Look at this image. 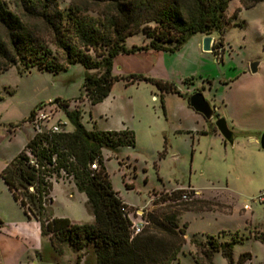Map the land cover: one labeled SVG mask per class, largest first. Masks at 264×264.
I'll return each instance as SVG.
<instances>
[{
	"label": "rangeland",
	"instance_id": "374dc122",
	"mask_svg": "<svg viewBox=\"0 0 264 264\" xmlns=\"http://www.w3.org/2000/svg\"><path fill=\"white\" fill-rule=\"evenodd\" d=\"M59 2L65 8L69 0ZM225 15L227 22L220 34L212 33L215 42L222 38V45L212 51H204V35L194 33L173 52L146 49L115 55L112 73L121 78L94 105L84 96L85 70L79 62L57 72L24 70L19 65L1 72L0 171L35 134L28 122L31 112L40 106L52 108L49 102L55 99L65 100L69 109L80 111L87 129L133 131V146L102 149L107 177L130 206L133 220L144 223L143 228L155 230L156 225L145 220L175 216L178 228L185 232V243L173 264H196L194 258L202 262L200 248L209 235L219 241L236 235L235 263L240 253L248 252L250 258L243 264H264V242L259 239L264 238V200L255 199L264 193V150L259 144L264 131V0L249 5L231 0ZM147 41L140 30L128 36L125 45ZM253 61L258 62L255 73L249 70ZM131 75L151 80L130 82ZM156 82L173 83L185 96L200 87L225 118L233 144L223 141L214 125L215 116L210 123L205 121L184 97L163 92L161 100ZM55 117L66 121L64 131L72 130L64 111H57ZM51 182L46 216L93 223L86 195L71 178L62 176ZM178 189L188 199L179 200L180 193H173ZM244 204L250 207L244 209ZM0 220V253H12L18 264H94L90 246L80 252L67 243L54 247L49 236L41 233L40 222L24 214L1 178ZM212 261L228 264L219 251Z\"/></svg>",
	"mask_w": 264,
	"mask_h": 264
},
{
	"label": "trees",
	"instance_id": "16d2710c",
	"mask_svg": "<svg viewBox=\"0 0 264 264\" xmlns=\"http://www.w3.org/2000/svg\"><path fill=\"white\" fill-rule=\"evenodd\" d=\"M229 1L69 0L67 7L62 8L59 0H0V73L13 65L24 70L37 68L57 72L79 62L85 70L84 96L94 105L101 102L112 84L121 78L112 73L115 55L146 49L173 52L191 34H220L227 22L225 10ZM240 1L249 5L256 0ZM140 30L148 39L147 43L126 47L125 39ZM221 45L219 37L213 49ZM134 79L151 80L131 75L130 82ZM156 84L161 100L163 92H172L184 97L189 106V96L182 94L173 83ZM49 103L64 111L72 130L35 132L0 171V178L24 214L40 222L41 233L49 236L56 248L67 243L80 252L90 246L94 264L178 262L185 232L178 228L175 216L165 221L145 220L156 225L155 230L146 226L132 234L128 217L130 206L108 180L102 149L117 151L122 146H133V131L87 129L81 122L80 111L69 109L67 101L55 99ZM94 162L97 168L91 169L90 164ZM62 176L71 178L76 188L86 195L93 223L77 224L66 217L45 215L47 202L52 200L51 179ZM30 186L33 191L29 190ZM182 191L178 189L173 193ZM259 239L264 242L263 237ZM237 240L236 235L225 241L209 235L200 248L203 261L194 258L195 263L214 264L212 256L219 251L228 264H243L250 253H240L235 263L232 249ZM192 242L196 245L195 240ZM80 258L78 254V261Z\"/></svg>",
	"mask_w": 264,
	"mask_h": 264
},
{
	"label": "water",
	"instance_id": "95a60500",
	"mask_svg": "<svg viewBox=\"0 0 264 264\" xmlns=\"http://www.w3.org/2000/svg\"><path fill=\"white\" fill-rule=\"evenodd\" d=\"M214 42L213 35H204L202 41V49L204 51H212V44ZM258 62L253 61L249 64V70L251 73H255L257 71ZM189 106L198 114H200L204 119L210 120L215 116L214 125L221 135L223 140L229 144H233L234 135L233 132L228 128L226 120L222 116L215 115L216 109L213 108L209 102L203 96L201 91H196L189 95L188 97ZM260 148L264 150V131L261 133L259 138Z\"/></svg>",
	"mask_w": 264,
	"mask_h": 264
},
{
	"label": "built area",
	"instance_id": "2783aa9c",
	"mask_svg": "<svg viewBox=\"0 0 264 264\" xmlns=\"http://www.w3.org/2000/svg\"><path fill=\"white\" fill-rule=\"evenodd\" d=\"M59 111V109L55 108H46L44 106L39 107L34 113L30 116L28 122L32 125L35 132H60L63 131L62 127L66 124V121L62 120L60 117H55V113ZM33 162V161H32ZM91 169H96V162L90 164ZM29 190L33 191V187L30 186ZM188 199V194L186 192H181L179 196V200ZM257 201L264 200V193H261L255 197ZM249 204H244L243 208L248 209ZM128 217L131 219V230L132 234L139 233L143 228L144 223L142 221H134L131 213L128 214ZM146 222V221H145Z\"/></svg>",
	"mask_w": 264,
	"mask_h": 264
},
{
	"label": "crops",
	"instance_id": "0c3cea01",
	"mask_svg": "<svg viewBox=\"0 0 264 264\" xmlns=\"http://www.w3.org/2000/svg\"><path fill=\"white\" fill-rule=\"evenodd\" d=\"M202 117V116H201ZM204 119V118H203ZM205 120V119H204ZM206 121V120H205ZM209 122V121H208ZM210 123V122H209ZM213 133H215V131L212 130ZM7 163V162H6ZM10 193V192H9ZM11 194V193H10ZM16 202V201H15ZM17 203V202H16ZM128 205V204H127ZM129 206V205H128ZM2 225L0 226V233L2 231ZM18 258H16L14 255H12V253L9 255H7L6 253L4 254V252L0 253V264H18Z\"/></svg>",
	"mask_w": 264,
	"mask_h": 264
},
{
	"label": "flooded vegetation",
	"instance_id": "af4514ba",
	"mask_svg": "<svg viewBox=\"0 0 264 264\" xmlns=\"http://www.w3.org/2000/svg\"><path fill=\"white\" fill-rule=\"evenodd\" d=\"M217 40H218V39H217ZM217 40H216V41H217ZM214 43H215V41H214L213 44H212V48H213ZM218 47H219V46L215 47V49L218 48ZM212 50H214V49H212ZM196 91H201V88H200V87H196V88H194V90H193L192 93H194V92H196ZM201 92H202V91H201ZM192 93H191V94H192ZM202 93H203V92H202ZM212 107L214 108L213 105H212ZM215 111H216V110H215ZM215 115H216V117L219 116V115H218V112H215ZM206 121H209V120H206Z\"/></svg>",
	"mask_w": 264,
	"mask_h": 264
}]
</instances>
